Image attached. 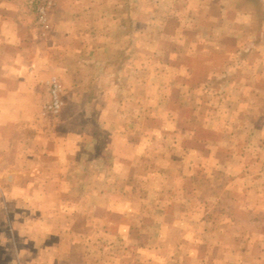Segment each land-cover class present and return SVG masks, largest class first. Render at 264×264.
<instances>
[{"label":"rangeland","instance_id":"rangeland-1","mask_svg":"<svg viewBox=\"0 0 264 264\" xmlns=\"http://www.w3.org/2000/svg\"><path fill=\"white\" fill-rule=\"evenodd\" d=\"M251 1L0 0V264H264Z\"/></svg>","mask_w":264,"mask_h":264},{"label":"built area","instance_id":"built-area-1","mask_svg":"<svg viewBox=\"0 0 264 264\" xmlns=\"http://www.w3.org/2000/svg\"><path fill=\"white\" fill-rule=\"evenodd\" d=\"M51 9V3L40 9L41 23L45 21L47 11ZM49 89V103L46 110L53 115L60 112L63 107L62 87L56 79H50L46 82Z\"/></svg>","mask_w":264,"mask_h":264},{"label":"trees","instance_id":"trees-1","mask_svg":"<svg viewBox=\"0 0 264 264\" xmlns=\"http://www.w3.org/2000/svg\"><path fill=\"white\" fill-rule=\"evenodd\" d=\"M245 6H247V7H249V6H251V5H254V6H256V8L258 9V4H256V2H253V1H251V0H243V2H242ZM260 9V8H259Z\"/></svg>","mask_w":264,"mask_h":264},{"label":"crops","instance_id":"crops-1","mask_svg":"<svg viewBox=\"0 0 264 264\" xmlns=\"http://www.w3.org/2000/svg\"><path fill=\"white\" fill-rule=\"evenodd\" d=\"M15 263V262H14ZM14 263H12V264H14ZM15 264H24L23 262H21V260L19 259V261L17 262V263H15ZM28 264H32V263H28ZM39 264H40V262H39ZM42 264H47V263H42ZM48 264H51V263H48ZM53 264V263H52ZM66 264V263H65ZM67 264H74V263H67Z\"/></svg>","mask_w":264,"mask_h":264}]
</instances>
